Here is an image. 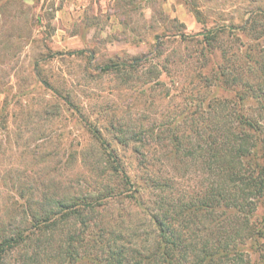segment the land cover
<instances>
[{
  "label": "rangeland",
  "instance_id": "374dc122",
  "mask_svg": "<svg viewBox=\"0 0 264 264\" xmlns=\"http://www.w3.org/2000/svg\"><path fill=\"white\" fill-rule=\"evenodd\" d=\"M251 18V0H0V236L29 228L45 195L106 184L94 128L130 176L142 174L139 161L170 174L163 145L174 133L199 150L209 102L217 115L226 105L254 116L253 55L264 41L254 40ZM209 30L220 35L202 54L200 34ZM200 178L186 183L197 188ZM119 211L143 234L145 220L130 209L112 204L105 213ZM251 225L263 230L264 196ZM243 249L250 264H264V230Z\"/></svg>",
  "mask_w": 264,
  "mask_h": 264
},
{
  "label": "trees",
  "instance_id": "16d2710c",
  "mask_svg": "<svg viewBox=\"0 0 264 264\" xmlns=\"http://www.w3.org/2000/svg\"><path fill=\"white\" fill-rule=\"evenodd\" d=\"M251 14V34L264 41V0H251ZM219 32L200 34L202 54ZM254 52L253 73L259 78L251 87L254 116L226 105L217 115V101L211 100L199 150L174 133L170 145H163L170 149L166 155L173 161V174L152 172L146 168L150 162L139 161L142 174L130 176L122 157L111 154L115 148L92 129L106 152L98 175L99 185L106 184L70 198L45 195L41 210L30 215L29 228L0 236V264H250L243 246L256 242L264 230L251 225V213L264 196V51ZM136 67L137 62L111 64L102 71ZM188 175H200V186L187 185ZM112 204L141 216L143 234L126 224L120 211L119 216H106Z\"/></svg>",
  "mask_w": 264,
  "mask_h": 264
}]
</instances>
